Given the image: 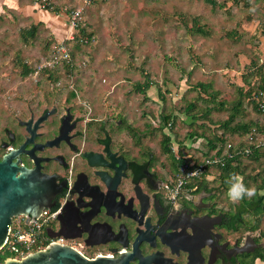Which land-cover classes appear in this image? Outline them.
I'll use <instances>...</instances> for the list:
<instances>
[{
  "label": "flooded vegetation",
  "instance_id": "obj_1",
  "mask_svg": "<svg viewBox=\"0 0 264 264\" xmlns=\"http://www.w3.org/2000/svg\"><path fill=\"white\" fill-rule=\"evenodd\" d=\"M2 68L5 85L29 76L35 82L27 89L0 85V160L9 156L47 177L56 222L82 242L85 256L111 258L108 264H261L260 228H248L231 200L219 204L201 178L170 194L181 150L164 151L162 137L154 153L119 112H83L71 102L73 92L42 107L38 80L49 70ZM49 80L53 98L60 88ZM19 100L24 105L15 110Z\"/></svg>",
  "mask_w": 264,
  "mask_h": 264
},
{
  "label": "rangeland",
  "instance_id": "obj_2",
  "mask_svg": "<svg viewBox=\"0 0 264 264\" xmlns=\"http://www.w3.org/2000/svg\"><path fill=\"white\" fill-rule=\"evenodd\" d=\"M29 1L17 0L20 8H7L4 2L9 0H0V70L24 63L33 69L46 68L56 76L55 84L60 89L49 98L46 94L51 76L42 74L38 80L42 107L45 101H61L73 92L71 102L83 105V112L86 107L97 117L119 112L126 124L132 122L142 136L146 135L144 144L156 154L160 147L158 141L164 136L160 129L165 125L161 114L175 116L173 127L169 122L162 128L174 137L173 152L180 150L178 141L182 139L188 147H197L191 143L195 139H187L186 135L191 131L205 136L219 133L221 127L216 122L227 118L228 104L238 97L236 87L247 88L244 77L251 84L258 80L252 70L242 76L241 73L251 60L259 64L264 59L261 30L264 29V0L247 3L240 0L237 4L234 0H214L215 4L204 0H100L83 8L84 28L89 38L78 48L70 42L73 43L72 66L59 59L55 67H48V63L54 45L60 40L56 36L62 32L61 25L48 11L38 22L35 35L25 34L36 20V14L23 9ZM55 2L56 6L62 3L83 6L82 0ZM33 11L40 13L37 9ZM61 13L53 15L66 18ZM193 26L206 30L208 35L190 31ZM75 34L81 36L78 28ZM27 78L21 83L9 81L8 85L4 82L0 85L27 89L35 82L33 77ZM145 81L149 82L147 88H144ZM197 82L211 84L208 90H216V100L227 102L222 109L212 108L208 114L211 121L202 118L204 109L212 102ZM189 103L194 106L186 111ZM22 105L20 100L12 103L15 110ZM244 105L248 108L247 117L256 119L250 105ZM228 137V141L235 139L231 134ZM197 141L204 144L205 139L200 137ZM252 167L261 171L264 158L262 162L261 159L258 163L252 161L248 170ZM253 170L252 174L257 172ZM213 178L210 175L209 180ZM219 195V204L228 202V195L227 198L223 193ZM51 225L58 228L57 222Z\"/></svg>",
  "mask_w": 264,
  "mask_h": 264
},
{
  "label": "trees",
  "instance_id": "obj_3",
  "mask_svg": "<svg viewBox=\"0 0 264 264\" xmlns=\"http://www.w3.org/2000/svg\"><path fill=\"white\" fill-rule=\"evenodd\" d=\"M32 1V0H31ZM100 0H91L89 4H97ZM206 3L215 4L214 0H204ZM240 0H234V3L237 4ZM244 3H247L248 0H242ZM88 4V5H89ZM59 4L58 6H60ZM58 6H56L55 11H58ZM85 13V12H84ZM194 23L197 24V22ZM38 24H32L29 26L28 29H26L25 34L33 37L36 33ZM262 25L264 27V22H262ZM85 23L83 22V25L81 24L78 27L79 32L81 33V36L86 35L85 37L89 38V34L85 31ZM190 31H196L201 35H208L207 31L201 29L199 26H196L194 28H189ZM264 32V29H261ZM235 34V31L232 32V35ZM71 41H66V44L70 50V53L72 55L73 53V47L70 43ZM74 42V48H78L79 46L83 45L84 43H79L78 41H72ZM70 44V45H69ZM24 67L29 68V65L26 63L23 64ZM248 67V68H247ZM245 67L241 73V76L243 73L249 74L252 70V73H255L258 77V80L255 82V84H251L247 78H243V83L247 85V88L244 89L242 86H237V95L238 97L231 101L228 105V116L224 121H218L216 124H218L221 127V131L219 133H212L211 135L205 136L204 133H197V132H189L185 138L187 139H195L194 142L197 141L198 138L204 137L205 142L204 144H199L197 148H191L188 149L187 144L184 142V139L179 140L178 143L181 145L180 150L181 154L183 155L179 161H177L178 165L183 163L188 154H191L195 160L203 161L205 158H208L212 155H217L221 157L224 165H215L210 167L209 169H206V173H210V175L214 176L212 180H209L207 177L201 178V186H207L211 185L210 190L214 191V195L216 198H218L223 193L227 195L229 184L228 180L230 179L232 174H238L243 177V182L248 187H255L256 188V194L251 197H244L238 202H231V205H234L236 208V211H238L237 215L240 213L244 214L242 217L243 223H245L248 228H254L258 229L260 228V234H261V242L264 239V228H261V225L264 223V168L261 167V171L259 169H253L257 170L256 173L252 174L253 172L248 170V165L250 166V163L253 161L254 163H258L259 160L264 158V59H261V62L259 64L256 60L249 62L248 66ZM250 70V71H249ZM46 75L49 77L51 76L53 80H56V76L50 71H45ZM45 75V74H44ZM148 81L144 82V88H147L149 86ZM197 86L203 89V91L207 94V98L209 101L212 102V105L203 111L202 118L208 119L210 118L208 114L214 109H222L226 107L227 102L225 101H217L216 96L217 92L216 90H208L211 87V84H206L203 82H197ZM249 104L251 111L255 115H257V118L253 117H247L248 108L245 107L244 104ZM227 105V106H228ZM193 104L189 103L186 107V111H189L193 108ZM161 121L163 124H165L163 127L166 126L167 123H172V127L175 123V116L173 114H161ZM195 118V115L191 116ZM234 122V123H233ZM203 125V124H202ZM161 131H163L162 128H160ZM233 135V138H235L233 141H230L232 143L231 149L227 150L231 152V157H226L225 155V146L227 142H229L228 135ZM249 135H252L253 137H256L255 145L250 144L248 137ZM174 138V137H173ZM173 138L170 135H164L163 136V142L165 143V148L163 147L164 151L171 153V143L173 142ZM261 139V143H258ZM201 145V146H200ZM247 147L252 148V152L250 154L244 155V154H238L239 150H244ZM226 151V152H227ZM253 170V171H254ZM195 179L188 181L187 185L191 186L193 184H197ZM198 182V181H197ZM199 184V183H198ZM228 203L230 202L229 199ZM246 214V216H245ZM236 215V218H238ZM240 218V217H239ZM12 254L5 248H0V264H4V260L8 257H10ZM261 261L264 262V245L261 246Z\"/></svg>",
  "mask_w": 264,
  "mask_h": 264
},
{
  "label": "built area",
  "instance_id": "obj_4",
  "mask_svg": "<svg viewBox=\"0 0 264 264\" xmlns=\"http://www.w3.org/2000/svg\"><path fill=\"white\" fill-rule=\"evenodd\" d=\"M83 6H73L71 4H63L58 6V12H62L66 15L68 21V33L60 41L56 42L53 47L51 55V62L48 63V67H55L59 59L64 60L69 66H72L70 62L71 53L66 44V41H78L79 43H86L87 37L75 34L76 29L82 24L83 25V8L86 7L91 0H82ZM34 6L40 10L54 12L56 8L55 0H32ZM39 68H42L39 66ZM250 144L255 145L256 137L249 135L248 137ZM258 143H261V139ZM232 143L229 141L225 146L226 157H231V152L227 151L231 149ZM227 151V152H226ZM252 152L251 147L245 148L243 151L239 150L238 154H250ZM188 158L183 163L179 165V171L176 176L175 187L170 188L169 192L171 195L175 194L176 190H179L185 185L186 181L193 178L210 177V173H206V169L220 165L223 166L224 163L221 157L217 155H212L205 158L203 161H197L195 158L188 154ZM58 209L44 208L38 217L30 218L28 216H18L15 221L12 222L11 227L8 231L6 240L3 247H5L12 255L13 258H22L28 253L34 252L36 250L45 249L47 246L57 243L61 245H66L74 248L75 250L83 252L82 242L78 241L76 238H65L63 236L49 237L47 235V229H55L51 225V222H56V217L58 214ZM58 222V221H57ZM2 247V248H3Z\"/></svg>",
  "mask_w": 264,
  "mask_h": 264
},
{
  "label": "water",
  "instance_id": "obj_5",
  "mask_svg": "<svg viewBox=\"0 0 264 264\" xmlns=\"http://www.w3.org/2000/svg\"><path fill=\"white\" fill-rule=\"evenodd\" d=\"M8 158L5 156L0 160V248L4 245L13 218L21 215L36 218L44 208L52 206L45 190L47 177L25 167H17ZM47 235L52 238L76 237L64 231L62 223L56 231L48 228ZM110 259L101 256L88 258L70 246L54 243L19 259L8 257L4 264H108Z\"/></svg>",
  "mask_w": 264,
  "mask_h": 264
},
{
  "label": "clouds",
  "instance_id": "obj_6",
  "mask_svg": "<svg viewBox=\"0 0 264 264\" xmlns=\"http://www.w3.org/2000/svg\"><path fill=\"white\" fill-rule=\"evenodd\" d=\"M228 184H229V188L227 195L229 199L234 203L240 201L244 197L251 198L256 194V188L246 186L243 182V177L238 174H232L230 179L228 180ZM179 210L180 209L177 206L176 211Z\"/></svg>",
  "mask_w": 264,
  "mask_h": 264
},
{
  "label": "crops",
  "instance_id": "obj_7",
  "mask_svg": "<svg viewBox=\"0 0 264 264\" xmlns=\"http://www.w3.org/2000/svg\"><path fill=\"white\" fill-rule=\"evenodd\" d=\"M17 0H9V2H7V3H10V4H7L6 2H4L5 4L4 5H6V7L7 8H9V7H12V8H14V7H17ZM14 4H16V6L14 5ZM7 5H10V6H7ZM26 7L28 8V9H26ZM17 8H20V7H17ZM22 9V8H21ZM23 9L25 10V11H29L30 12V14H32V15H35V17H36V20L34 19V21H33V24H38V22L39 21H41V19H42V17L44 18L45 16H46V12H48V11H42V10H40V9H38L36 6H34L33 5V3H32V1H29V4H27V5H25L24 7H23ZM35 9H37L38 11H40V13H36V12H34L33 10H35ZM54 13H57V14H59L60 15V11L59 12H50V13H48V14H51V16L53 17V18H55L56 19V21H58L59 23H60V25H61V30H62V32H60V35H59V37H57L56 35V39L57 38H59L60 40L62 39V38H64V36L68 33V31H69V29H68V26H67V24H66V20L65 19H67V18H65V16H62V17H59L58 15H53ZM61 15H63V13H61ZM38 17H41V18H38ZM38 18V19H37ZM32 25V24H31ZM30 25V26H31ZM60 40H58V41H60ZM57 41V42H58ZM197 142V144L199 143L198 141H196ZM193 143V142H192ZM199 144H201V143H199ZM191 148V147H190ZM192 148H197V147H192Z\"/></svg>",
  "mask_w": 264,
  "mask_h": 264
}]
</instances>
